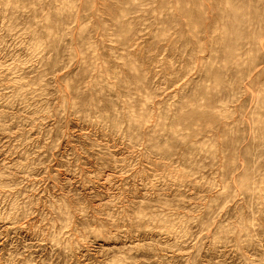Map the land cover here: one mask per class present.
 I'll return each mask as SVG.
<instances>
[{"label":"rangeland","instance_id":"rangeland-1","mask_svg":"<svg viewBox=\"0 0 264 264\" xmlns=\"http://www.w3.org/2000/svg\"><path fill=\"white\" fill-rule=\"evenodd\" d=\"M0 264H264V0H0Z\"/></svg>","mask_w":264,"mask_h":264}]
</instances>
